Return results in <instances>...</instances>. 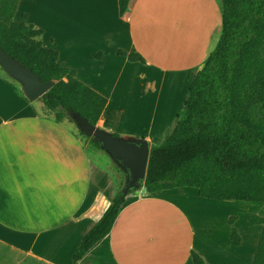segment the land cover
Masks as SVG:
<instances>
[{"label":"crops","instance_id":"crops-1","mask_svg":"<svg viewBox=\"0 0 264 264\" xmlns=\"http://www.w3.org/2000/svg\"><path fill=\"white\" fill-rule=\"evenodd\" d=\"M22 14L43 29L42 44L57 51L58 63L106 97L98 126L153 144L154 137L165 142L177 122L174 111L166 123L159 87L171 77L189 87L218 39L222 0H128L123 13L118 0H19L14 19ZM19 102L0 70V264H195L192 253L204 264L252 263L262 226L237 203L250 201L183 187L150 194L143 186L128 193L109 232L74 262L119 178L83 145L73 123L20 114ZM156 124L162 130L152 131Z\"/></svg>","mask_w":264,"mask_h":264},{"label":"trees","instance_id":"trees-1","mask_svg":"<svg viewBox=\"0 0 264 264\" xmlns=\"http://www.w3.org/2000/svg\"><path fill=\"white\" fill-rule=\"evenodd\" d=\"M18 1L0 0V45L42 80L55 81L36 99L40 113L75 125L70 114L77 112L100 127L106 97L77 79L74 69L58 63L57 51L42 44L43 29L26 22L24 14L14 19ZM118 3L123 13L128 0ZM128 59L144 62L137 53H129ZM75 127L90 148L101 149ZM185 186L205 198L264 202V0H222L216 44L195 71L170 136L150 146L146 191ZM127 195L117 190L82 237L74 262L109 232ZM249 221L262 226L251 264H264V215H251ZM231 238L239 242L234 228ZM192 258L195 264H204L196 253Z\"/></svg>","mask_w":264,"mask_h":264},{"label":"water","instance_id":"water-1","mask_svg":"<svg viewBox=\"0 0 264 264\" xmlns=\"http://www.w3.org/2000/svg\"><path fill=\"white\" fill-rule=\"evenodd\" d=\"M0 67L20 84L22 94L29 101H35L55 82L53 79L42 80L36 72L15 59L1 45ZM70 116L78 129L99 143L100 147L109 154L112 161L123 170L125 182L121 188L122 193L128 194L143 186L151 146L146 138L116 135L91 124L86 117L77 112H72Z\"/></svg>","mask_w":264,"mask_h":264},{"label":"rangeland","instance_id":"rangeland-1","mask_svg":"<svg viewBox=\"0 0 264 264\" xmlns=\"http://www.w3.org/2000/svg\"><path fill=\"white\" fill-rule=\"evenodd\" d=\"M218 38V37H217ZM199 67H197L198 69ZM0 70L3 71L0 67ZM5 77L15 85L16 90L19 94V105L20 114L24 113H30V112H41V104L39 101H29L21 92L20 90V84L11 78L7 73L3 71ZM187 79H183L181 77L178 78H167L166 81H164L163 85H160V100H159V105H164L165 107V117H166V123L172 122V119L174 118V111H178L176 113V120L178 119V115L180 112L183 110L184 106V96L188 88V83ZM187 94V93H186ZM166 125V124H165ZM73 128L76 129L74 124L72 125ZM162 130L160 126L157 124L154 126V130ZM112 132V131H110ZM113 133V132H112ZM115 134V133H114ZM165 138H160L158 139L157 137H154V143L153 144H161L164 142ZM83 142V141H82ZM83 145L88 148L91 154L95 155L97 154V157H101V160L104 158L107 162L111 163V166H108L109 169L113 170L116 175L118 176V182H119V187L118 189H121L124 182H125V173L122 171H118L117 168H119L114 161H112L111 157L107 152H105L102 148L101 149H92L90 148V144L84 140ZM120 169V168H119ZM183 189V191H194L195 188L193 187H183L180 188ZM196 191V190H195ZM169 193V192H168ZM237 203H242V207L240 208L241 211L239 212H245L246 210H252L258 215H264V202H237Z\"/></svg>","mask_w":264,"mask_h":264}]
</instances>
